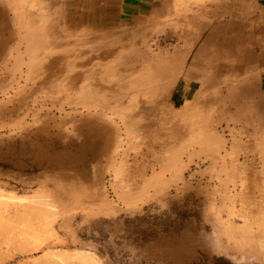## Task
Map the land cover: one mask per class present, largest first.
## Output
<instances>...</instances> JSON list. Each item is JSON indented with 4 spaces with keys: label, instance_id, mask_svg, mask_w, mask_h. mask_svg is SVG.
<instances>
[{
    "label": "rangeland",
    "instance_id": "rangeland-1",
    "mask_svg": "<svg viewBox=\"0 0 264 264\" xmlns=\"http://www.w3.org/2000/svg\"><path fill=\"white\" fill-rule=\"evenodd\" d=\"M263 17L0 0V264H264Z\"/></svg>",
    "mask_w": 264,
    "mask_h": 264
},
{
    "label": "crops",
    "instance_id": "crops-1",
    "mask_svg": "<svg viewBox=\"0 0 264 264\" xmlns=\"http://www.w3.org/2000/svg\"><path fill=\"white\" fill-rule=\"evenodd\" d=\"M79 6L80 5L74 4L70 9H72V12H76L77 13V10H78ZM263 18L261 19V21L259 23V26L262 29V31H260V33H261V42H262V52H264V20H263ZM259 42H258V45H259ZM262 52H260V54ZM263 56H264V53H262V57ZM259 63H260L259 66H258L259 71H264V60H260Z\"/></svg>",
    "mask_w": 264,
    "mask_h": 264
},
{
    "label": "bare ground",
    "instance_id": "bare-ground-1",
    "mask_svg": "<svg viewBox=\"0 0 264 264\" xmlns=\"http://www.w3.org/2000/svg\"><path fill=\"white\" fill-rule=\"evenodd\" d=\"M26 19H27V18H26ZM28 20H29V19H28ZM19 21H20V20H19ZM19 21H18V22H19ZM17 27H19V26H17ZM43 30H44V29H43ZM44 31H45V30H44ZM38 32H39V31H38ZM30 33H31V32H30ZM41 33H42V29H41ZM17 34H18V33H17ZM31 34H32V33H31ZM34 34H35V33H34ZM36 35H38V34H36ZM32 36H33V35H32ZM32 36H31V37H32ZM27 37H28V36H27ZM34 37H36V36H33V38H34ZM46 37H47V36H46ZM4 38H5V37H4ZM26 40H27V39H26ZM51 40H52V39H51ZM56 41H57V40H56ZM58 42H59V41H58ZM58 42H56V43H58ZM29 43H30V42H29ZM29 43H28V44H29ZM59 43H60V42H59ZM50 44H51V43H50ZM20 46H21V45H20ZM27 46H29V45H27ZM18 47H19V46H18ZM19 49H20V48H19ZM28 50H29V49H28ZM26 51H27V50H26ZM27 52H28V51H27ZM32 52H33V51H32ZM35 52H36V50H35ZM36 55H37V54H36ZM31 58H32V57H31ZM216 58H217V57H216ZM247 58H248V57H247ZM34 60H35V59H34ZM32 61H33V60H32ZM30 62H31V61H30ZM34 62L36 63V61H34ZM35 63H34V64H35ZM239 63H240V61H239ZM38 65H39V64H38ZM239 65H240V64H239ZM27 66H28V65H27ZM71 66H72V65H71ZM32 67H33V66H32ZM58 68H59V67H58ZM61 68H62V67H61ZM32 69H33V68H32ZM59 69H60V68H59ZM235 70H236V69H235ZM57 71H59V70H57ZM57 75H58V74H57ZM56 77H57V76H56ZM78 80H79V79H78ZM75 81H76V80H75ZM213 82H214V81H213ZM213 82H212V83H213ZM72 86H73V84H72ZM45 88H46V87H45ZM235 88H236V87H235ZM250 88H251V87H250ZM250 88H249V89H250ZM229 95H230V94H229ZM251 98H252V97H251ZM253 98H254V97H253ZM244 100H245V99H244ZM253 100H256V98H254ZM216 101H217V100H216ZM221 102H222V101H221ZM243 102H244V101H243ZM246 102H247V101H246ZM247 103H248V102H247ZM88 104H89V103H88ZM248 104H249V103H248ZM256 104H257V103H256ZM219 105H220V104H219ZM92 106H93V105H92ZM248 106H249V105H248ZM242 107H243V106H242ZM259 107H260V105H259ZM91 110H92V109H91ZM247 110H248V109H247ZM259 111H260V110H259ZM259 111H258V112H259ZM237 113H238V112H237ZM239 113H240V112H239ZM254 113H255V112H254ZM233 114H235V112H234ZM232 116H233V115H232ZM241 116H242V115H241ZM263 118H264V117H263ZM260 124H261V123H260ZM86 126H87V125H86ZM81 129H82V128H81ZM81 129H80V130H81ZM77 130H78V129H77ZM94 133H95V132H94ZM86 136H87V135H86ZM96 137H97V136H96ZM96 137H95V138H96ZM115 137H117V136H115ZM103 139H104V138H103ZM104 140H105V139H104ZM238 141H239V140H238ZM105 142H106V141H105ZM89 143H91V142H89ZM83 144H85V143H83ZM106 145H107V144H106ZM66 146H67V145H66ZM79 146H80V145H79ZM85 146H86V144H85ZM90 148H91V147H90ZM107 148H108V147H107ZM108 149H110V148H108ZM218 156H219V155H218ZM90 161H92V160H90ZM85 162H86V161H85ZM86 163H87V162H86ZM86 163H85V164H86ZM141 175H142V174H141ZM204 199H205V198H204ZM260 213H261V212H260Z\"/></svg>",
    "mask_w": 264,
    "mask_h": 264
},
{
    "label": "water",
    "instance_id": "water-1",
    "mask_svg": "<svg viewBox=\"0 0 264 264\" xmlns=\"http://www.w3.org/2000/svg\"><path fill=\"white\" fill-rule=\"evenodd\" d=\"M260 1L264 3V0H260Z\"/></svg>",
    "mask_w": 264,
    "mask_h": 264
}]
</instances>
